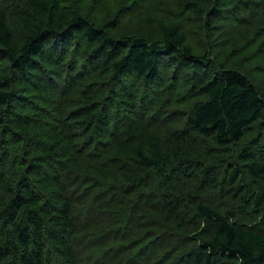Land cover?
Listing matches in <instances>:
<instances>
[{
    "label": "trees",
    "instance_id": "1",
    "mask_svg": "<svg viewBox=\"0 0 264 264\" xmlns=\"http://www.w3.org/2000/svg\"><path fill=\"white\" fill-rule=\"evenodd\" d=\"M246 21L264 0H0V264H264Z\"/></svg>",
    "mask_w": 264,
    "mask_h": 264
},
{
    "label": "rangeland",
    "instance_id": "2",
    "mask_svg": "<svg viewBox=\"0 0 264 264\" xmlns=\"http://www.w3.org/2000/svg\"><path fill=\"white\" fill-rule=\"evenodd\" d=\"M232 23L233 26L229 28L230 31L228 32L229 41L231 43H240L243 38H248V53L257 47L259 48L258 58L255 59L251 67H256L252 70L256 79L264 80V21H246L241 24ZM248 65H250V62Z\"/></svg>",
    "mask_w": 264,
    "mask_h": 264
}]
</instances>
